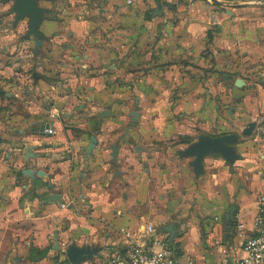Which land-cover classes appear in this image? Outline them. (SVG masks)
I'll list each match as a JSON object with an SVG mask.
<instances>
[{
	"label": "crops",
	"instance_id": "0c3cea01",
	"mask_svg": "<svg viewBox=\"0 0 264 264\" xmlns=\"http://www.w3.org/2000/svg\"><path fill=\"white\" fill-rule=\"evenodd\" d=\"M13 5L0 0V264H71V243L97 249L80 264H109L158 248L147 224L178 264L244 256L264 194V0H37V51ZM232 132L233 164L207 154L195 175L178 154Z\"/></svg>",
	"mask_w": 264,
	"mask_h": 264
},
{
	"label": "water",
	"instance_id": "95a60500",
	"mask_svg": "<svg viewBox=\"0 0 264 264\" xmlns=\"http://www.w3.org/2000/svg\"><path fill=\"white\" fill-rule=\"evenodd\" d=\"M217 1V0H212ZM158 7L161 8V4L158 3ZM12 10L18 13L17 19L24 18L29 16V33L34 34L35 36V51L40 48L42 44L41 34L38 30L39 19L42 18L43 8L37 5V0H14V5ZM236 84L241 82L240 79H237ZM131 114L136 116V111H131ZM256 123L251 121L245 125L242 130L243 134H251ZM47 123H41L39 125L40 131L44 132L48 128ZM91 143L88 144L89 150L93 148V144L96 142V139L91 136ZM238 140L237 133H223L217 136H208L200 134L197 136V139L190 143L184 149H180L178 154L180 157H190V165L192 166L193 172L195 175H199L203 172L202 159L207 154H218L227 160L230 164H233L234 161L238 158V155L235 153V148L233 144ZM25 159H28L32 156L30 145L24 146ZM113 150V155H115L116 146L111 145ZM28 171V169H26ZM224 221L228 222L229 217L225 215ZM56 249H59L58 245L54 246ZM66 260L71 264H80L81 261L90 258L92 254L97 252L96 248H90L87 246H76L72 243L66 246L65 249ZM63 261H59L58 264H62Z\"/></svg>",
	"mask_w": 264,
	"mask_h": 264
},
{
	"label": "built area",
	"instance_id": "2783aa9c",
	"mask_svg": "<svg viewBox=\"0 0 264 264\" xmlns=\"http://www.w3.org/2000/svg\"><path fill=\"white\" fill-rule=\"evenodd\" d=\"M165 0H123L124 5L132 7L146 2ZM256 232L243 241L242 249L245 255L226 259L221 264H264V194L259 198V207L255 219ZM146 232L153 235L154 246H143L129 243L125 248L113 251L109 264H178L177 255L166 233H159L152 224L146 225ZM127 235L129 233L125 231Z\"/></svg>",
	"mask_w": 264,
	"mask_h": 264
},
{
	"label": "rangeland",
	"instance_id": "374dc122",
	"mask_svg": "<svg viewBox=\"0 0 264 264\" xmlns=\"http://www.w3.org/2000/svg\"><path fill=\"white\" fill-rule=\"evenodd\" d=\"M210 1H212V0H210ZM151 11L149 10V13H150ZM170 12H172L174 15L175 14H179V13H181L182 11L181 10H175V11H173V10H171V9H167L166 10V12L165 13H170ZM153 13H159V12H156V11H154ZM212 30H213V28H211ZM240 74V73H239ZM236 75V74H235Z\"/></svg>",
	"mask_w": 264,
	"mask_h": 264
},
{
	"label": "trees",
	"instance_id": "16d2710c",
	"mask_svg": "<svg viewBox=\"0 0 264 264\" xmlns=\"http://www.w3.org/2000/svg\"><path fill=\"white\" fill-rule=\"evenodd\" d=\"M171 244H173V243L171 242ZM175 252H177V249H175Z\"/></svg>",
	"mask_w": 264,
	"mask_h": 264
}]
</instances>
